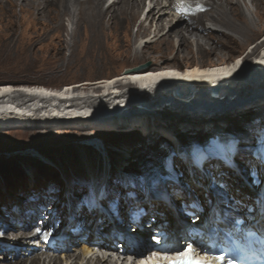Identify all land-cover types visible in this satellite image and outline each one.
I'll list each match as a JSON object with an SVG mask.
<instances>
[{
  "label": "bare ground",
  "instance_id": "6f19581e",
  "mask_svg": "<svg viewBox=\"0 0 264 264\" xmlns=\"http://www.w3.org/2000/svg\"><path fill=\"white\" fill-rule=\"evenodd\" d=\"M106 2L107 0H0V23L3 26L0 29V63L7 64L18 71L40 65L42 66L40 68L45 71L55 73L73 71L79 76L82 73L90 74V72L104 70L107 66L115 64L118 56L133 55L136 60L169 59L170 63L165 66L132 68L122 75L106 78L103 81H107L108 84L103 83L108 89L110 100L104 99V101L118 99L119 106H126L127 109L129 102L123 103V98H128L130 102L131 100L142 102L146 96L161 94V100L168 99L167 101L171 100L177 105H184L191 112H193V106H189L185 100L181 103L183 98H189V94H184L185 86L195 89L191 91L195 95L190 96L200 95L201 97L199 100L196 99L197 101L193 99V105L195 102H204L211 107H217L216 101L223 94L241 90L242 87L249 85L248 80H258V77L262 78L264 75V55L260 54L264 49V47L260 49L264 46V40L257 42L255 48L250 51V54L254 55L260 49L261 59L259 57L258 61H247L251 59L248 53L236 60L220 59L224 51L232 48L233 44L246 46L261 30H264V0H251L255 6V15L260 18V22L255 21L248 14L247 11L251 8L247 0H245L247 9L243 7L240 0H205L200 3L151 0L153 5L141 20L139 19L145 9L146 0H113L105 6ZM17 6L21 14L15 12ZM197 8H203V11ZM176 14H179V17H176ZM66 17L70 18L75 25L70 31L65 26ZM135 26L137 28L133 34ZM213 28L215 31L212 30ZM66 36L69 37L68 40ZM143 38L144 42L142 40L138 45L139 40ZM64 49H69L68 55L64 54ZM183 67L186 68L182 70V73L162 71L176 68L181 70ZM220 77L222 81H219ZM119 78L130 79L127 84L132 86L122 83L128 90L121 92L119 96H113L115 88L121 87V84H115ZM17 81H29V78L0 79V94L12 90L15 92V89H18L17 85L15 89L11 86H14L13 84ZM72 85L66 84L64 86L67 88L66 91L49 90L43 85V87H28V90H22L24 92L20 90L18 94L7 93L8 96L0 97V129L11 126H33L38 130L31 134L24 133L29 135L31 143L36 146H41L43 143L54 147L74 145L73 141L81 138L92 139L96 136L106 139L117 135L116 132L102 131L110 128L133 130L129 132L131 140L127 143L129 147H132L139 143L140 135L135 130L138 124L144 134L169 135L165 126L160 124V120L152 119L150 115L143 116L133 111L128 117L122 114L119 118L113 117L112 114L118 111L114 110L116 107L106 111L108 108L102 105L103 98L95 103L92 94L85 95L88 99L78 96L73 99L74 107H70L64 99L71 93L80 91V88L92 92H98L101 87L104 88L100 84L96 86V82L90 80L75 84L77 87L70 90L69 87ZM167 85L173 87V90L168 91ZM176 87L181 88L183 93L181 96L178 94L176 96L174 93ZM139 88L141 91L137 92ZM110 89L113 91L111 92ZM126 93L129 94L126 95ZM6 97L8 98L1 101ZM134 106H137L134 107L136 109L141 105L134 103ZM175 119L177 118L171 117L169 121ZM84 128H91V131ZM247 139L245 142L241 141L244 148L247 147L243 143L260 140L263 142V151L259 152L255 159L250 157L241 162L242 167L238 170L240 175L234 171L231 176L221 179V182L234 186V190L230 191L234 198V212L229 207L217 206L211 198L203 195L209 192L212 175H218L220 172V169L211 167L213 163L219 164L218 162L213 160L210 164L207 159L206 161L201 159L202 155H207L209 158L210 153L205 150L176 158V161L180 162L184 168V173L191 180L193 178L197 179L199 184L201 182L202 187L198 188L196 181L192 180L185 185L178 179L179 181L169 186L173 194H168L165 203H160L165 201L164 191L153 190L144 194L145 203L142 204L139 201L140 206L135 213L142 212L145 208L144 204L154 209L157 220L152 224V232L158 233L157 237L164 241V248H168L170 244L179 245L177 243L180 238L194 241L195 238L203 239L207 234L213 238L215 233H219L218 229L235 230V221L239 218L246 219L245 227L263 228L264 201H261V194L264 198V190L252 191L243 179H246L251 172L256 174L264 172V123L252 128ZM91 146L93 145L86 144L85 148H92ZM75 152H71V162L80 163L82 166L83 159H87L88 165H94L96 159L90 155L91 151ZM236 153L231 154V145L226 138L218 153L223 165L232 170L239 169V166H236ZM142 160L148 170V167L152 166L151 161L146 157ZM215 160L219 159L215 157ZM199 167L205 168V175L199 172ZM201 191V195L195 194L197 192L200 194ZM111 194L112 191L106 190L98 199V204L101 205L102 202L107 201ZM104 195H106L105 198H103ZM179 199L182 202H188L190 212L197 214L196 218L200 219L199 222H201V216L207 212H209V220L203 218L200 227L188 225L174 207ZM250 208L252 210L249 212ZM39 215L43 216L42 213ZM23 216L20 215L18 220L23 223L22 227L29 229L31 223L27 226L26 218ZM233 216H236L235 219ZM28 218L34 219L30 215ZM134 219L129 215V222L135 221ZM211 229L215 231L209 232ZM11 230L18 232L21 229L18 225H14ZM84 233L88 235L75 231L67 234L58 233L50 239L46 238L38 245L30 246L29 243L26 245L27 241L30 242L29 233L19 232L15 234L14 247L8 243H0V252L13 254L12 259L5 257L4 262L0 264H117L121 258L123 263L127 262L128 256L144 258L151 249L155 248L147 235L118 237L119 235L114 231L105 233L101 231V228ZM33 239L31 237V240ZM77 239L81 240L82 247L76 245ZM116 239L121 242L120 249L117 251L118 246L113 243ZM115 255L118 260L114 263Z\"/></svg>",
  "mask_w": 264,
  "mask_h": 264
},
{
  "label": "rangeland",
  "instance_id": "374dc122",
  "mask_svg": "<svg viewBox=\"0 0 264 264\" xmlns=\"http://www.w3.org/2000/svg\"><path fill=\"white\" fill-rule=\"evenodd\" d=\"M112 1L107 0L105 6ZM247 1L251 9L250 11H246L255 21L260 22V18L255 15V6L251 0ZM240 2L245 8V0H240ZM152 5L153 2L151 0H146L145 9L139 20L144 18ZM197 10L203 11V8H197ZM15 12L21 14L19 6L15 8ZM176 15V17H179V14ZM64 22L69 31L75 27L68 17L65 18ZM0 26L1 29L3 27L1 23ZM136 28L137 26L133 28V34L136 32ZM66 39L68 40L69 37L66 36ZM142 40L144 42V38L139 40L138 45ZM262 40H264V30H261L246 46L233 44L232 48L224 51L220 59L236 60L238 57H242L241 55H244L249 49L250 51L253 50L255 45ZM263 47L260 49H263ZM259 50L255 52L254 55L256 56L254 59H252L253 53L250 54L249 51L248 54L251 55V59L247 61L260 60ZM64 51L65 55L69 54V49H64ZM116 58L117 62L115 64L107 66L102 71L90 72V74L82 73L79 76L75 75L73 71L63 73L45 71L40 68L42 67L40 65L18 71L7 66V64L0 63V79L29 78V81H17L13 84L14 89L15 85L33 84L43 85L53 90L65 88L66 84H73L69 88H76L75 84L86 80L95 81L96 86L100 84L104 88L101 87V90L98 92L80 88V91L73 94L76 97L84 96V99H88L85 95L92 94L94 96L92 99L95 100V103H98L101 98H103V101L104 99H109L108 89L105 86L108 83L107 81H103L106 78L122 75L132 68L155 65L165 66L170 63L169 59H160L158 61L152 59L136 60L133 55L129 57L118 56ZM185 68L183 67V69ZM124 80L128 79L119 78V81L115 83L116 85L121 84L120 88H115V91L110 89L111 92L113 91V96H119L121 92L128 90V85L132 86L131 84H126L127 86L123 85L122 82ZM251 81L248 80L249 85L247 84V86L242 87L241 90L225 95L221 94L222 97L216 101L217 107H211L204 102H195V105H193L194 100H199L200 95L192 97L195 94L191 91L195 89L191 86H185L183 88L184 94H189V98H183L181 103L186 101L189 106H193V112L188 110L189 108L184 105H177L171 100H161V94L144 96L145 98L142 99V102L141 100H131L130 102L128 98H123V103L129 102V109H126V106H119L120 100L118 99L113 100L112 98L109 102H100L105 108H108L106 111L111 110V107H116L114 110H118L117 113L119 112V115L116 112L112 114L116 118H119L121 114L128 117L134 111L143 116L150 115L152 119H159L160 124L165 126V130L169 134L168 136L144 134L141 126L137 123L138 126L135 127V130L140 135L139 143L133 144L134 146L132 147H129L127 144L131 140L129 132L133 131L130 128L103 129L102 131L105 132H116L117 135L106 139L96 136L92 139L81 138L74 140V145L66 144L62 147H54L43 143L41 146L33 145L29 135H27L38 130L33 126H11L0 129V243H8L14 247L15 234L25 231L30 235V242L27 241L26 245L29 243L30 246H35L46 238L50 239L58 233L67 234L75 231L88 235L84 232L101 228V231L105 233L114 231L119 235L118 237H140L147 235L151 239L152 244L159 245L158 233L152 232V224L157 220L155 217L156 212L153 211L154 209L151 206L149 207L148 204H144V210L138 214L135 213L140 206L138 202L145 203L144 194L156 190L165 192V201L160 202L165 203L168 194H173V190L169 186L179 180L185 185H188L193 180L198 184V188L202 187L201 182L199 184L197 179L194 180L192 178L191 180L184 173V168H182L180 162L176 161V158L204 150L210 153L209 158L206 155L210 164L213 160L219 163H213L211 167L220 169V172H222H219L218 175H212L209 192L203 195L206 198H211L217 206L229 207L234 212V198L232 197L233 194H230L234 186H231L230 183L221 182V179L231 176L234 171L240 175L238 170L242 167L241 162L248 160L250 157L255 159L258 153L263 151V142H260V140H253V143H243L244 145L246 144L247 148L241 145V141L244 140L245 142L252 128L264 123V104H262L264 100V75L262 78L258 77V80L252 79ZM166 89L172 91L173 87L167 85ZM17 90L15 89L16 94L20 91L18 90L17 92ZM12 91L15 94L14 90ZM174 93L176 96L178 93L179 96L183 94L181 88L178 87L175 88ZM134 103L141 106L135 109L134 107L137 106H134ZM125 110L127 111L125 112ZM205 110H208V112H204ZM122 117L124 118V116ZM171 117L177 119L169 121ZM84 129L91 131V128ZM51 130L54 131L56 129ZM231 131H237L240 134L239 150L235 156L236 166H239V169L236 168V170L223 165L218 154L226 138L229 139ZM197 137L203 138V142L197 143L192 141L191 143H185L187 140H193V138ZM86 144L93 146L86 149ZM31 146H35L36 148ZM87 150L91 151L90 155H93L94 159H96L94 165H88L87 159H83L82 166L80 163L71 162V152H87ZM144 157L151 161L152 166L148 167V170L145 168L142 160ZM215 157L220 161L215 160ZM145 161L147 162L146 159ZM199 172L205 175V168H200ZM243 172L245 171L243 170ZM243 180L252 191H258V186L264 185V172L257 174L251 172ZM106 190L112 191V194L108 196L107 201L99 205L97 201H99L98 199H100ZM237 192L239 193V191ZM195 194L201 195L202 191L200 194L199 192ZM105 197L106 195L103 196V198ZM261 201H264L263 196ZM174 207L178 215L188 225L191 227L201 226L198 224L199 218H196L197 214L190 212V206L187 201L182 202L179 199L175 202ZM250 209L252 210V208ZM250 209L248 210L249 212L251 211ZM39 213H42L43 216H40ZM208 213H204L201 218L209 220ZM20 215H24L23 217L26 218L27 226L31 223L29 229L22 227L23 223L18 220ZM29 215L33 216L34 219L29 220ZM127 215L128 217L126 218ZM129 215L135 218V221L129 222ZM235 217L233 216V219ZM138 224L140 225L138 226ZM14 225H18L21 230L18 232H16L17 230H11ZM154 227L156 226L154 225ZM31 237L34 239L31 240ZM76 241V245L82 247L81 240L77 239ZM184 241V238H181L179 242L184 245ZM120 243L118 239L116 251L120 249ZM5 257H8L6 259L10 260L13 254L0 252V263L4 262Z\"/></svg>",
  "mask_w": 264,
  "mask_h": 264
},
{
  "label": "snow or ice",
  "instance_id": "6c2138e0",
  "mask_svg": "<svg viewBox=\"0 0 264 264\" xmlns=\"http://www.w3.org/2000/svg\"><path fill=\"white\" fill-rule=\"evenodd\" d=\"M180 256L181 258H186L187 260L192 261V264H205L204 261L196 258L194 249H192L191 245H188L185 250L180 253ZM172 264H178V261H173Z\"/></svg>",
  "mask_w": 264,
  "mask_h": 264
},
{
  "label": "water",
  "instance_id": "95a60500",
  "mask_svg": "<svg viewBox=\"0 0 264 264\" xmlns=\"http://www.w3.org/2000/svg\"><path fill=\"white\" fill-rule=\"evenodd\" d=\"M177 92H179V91H177ZM179 94V93H178ZM188 110H190V109H188ZM217 110H219V109H217ZM216 110V111H217ZM215 111V110H214ZM204 112H208V110H205ZM230 135L231 136H233V137H238L240 134H239V132H237V131H231L230 132ZM203 138H201V137H197V138H193V140H187L185 143H191L192 141H194V142H203ZM263 188V185H260L259 187H258V189H262Z\"/></svg>",
  "mask_w": 264,
  "mask_h": 264
}]
</instances>
